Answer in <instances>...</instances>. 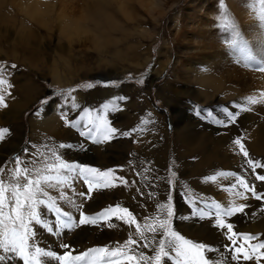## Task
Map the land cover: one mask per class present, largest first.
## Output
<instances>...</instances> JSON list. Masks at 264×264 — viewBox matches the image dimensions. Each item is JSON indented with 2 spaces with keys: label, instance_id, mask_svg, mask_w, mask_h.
I'll return each mask as SVG.
<instances>
[{
  "label": "rangeland",
  "instance_id": "374dc122",
  "mask_svg": "<svg viewBox=\"0 0 264 264\" xmlns=\"http://www.w3.org/2000/svg\"><path fill=\"white\" fill-rule=\"evenodd\" d=\"M222 17L230 21L240 34L254 62L246 61L240 52L229 48L227 42L231 33L225 31L220 23ZM238 18H241V27L237 25ZM73 22L82 27L79 34L63 26ZM259 61H264V0H33V4L30 0H0V65L3 66L0 78L11 85L10 88L8 85L0 86L8 105L0 108V129H9L5 139L0 141V166H5L7 173L8 166L4 162L10 161L16 154L23 155L26 147L30 152L35 151L32 145L46 151L45 145L61 143L72 145L71 148L58 150L69 161L101 170H118L119 166L126 164L121 176L129 180L128 187L132 186L130 175L138 181L125 196L126 199L122 197L123 190L94 191L83 211L91 215L110 205L120 204L136 214L140 222L146 216L157 214L156 204L166 202L171 188L173 230L193 242L201 243L202 220L194 218L197 228L192 230V236L191 231L179 223L185 218L179 201L191 210L190 199L204 202L201 197H205L207 203H220L225 207L232 203H246L250 199L251 194L248 200H243L226 191L234 178L225 180L218 176L217 179L222 180L220 185L214 183L206 191L198 183L201 182L199 179L220 171L238 172L237 167L229 162V157L238 150L232 143L236 137H244L246 149L251 148L246 138L252 141L255 130L246 127L243 119L253 109L264 112V72L259 71V64L255 63ZM13 64L15 68L11 67ZM222 70H227L228 74L223 76ZM209 76L219 78V86H205L202 79ZM140 80L143 83H139ZM68 89H76L72 95L80 106L78 109L71 108V100L66 102L63 96L57 95ZM101 92L104 96L100 98ZM90 96L95 97L97 102L92 110L101 109L104 103L110 102V98L126 97L124 101H117V108L107 113V119L121 132L133 128L144 130L131 137L118 135L102 144H94L80 136L77 129L65 126L60 113L66 111L70 119L78 118L85 109H91ZM249 96L256 97L258 102L250 104L247 100ZM44 100L49 102L43 103ZM235 105L240 107L234 108ZM224 107L239 111L237 122L230 127L217 126L207 116V112L211 111L216 118L225 119L221 111ZM242 108L250 110L243 112ZM37 110L39 115L34 114ZM197 111H200V116L196 115ZM129 119L133 121L127 123ZM143 120L151 123L144 125ZM43 122L47 125H42ZM232 128L237 133L228 137L229 143L191 141L197 134L204 139L210 135L222 136V139L225 135L222 133ZM81 130H84L83 125ZM182 138L192 147L184 144ZM202 144V153L209 163L204 164L201 170H195L193 176L195 174L196 178L190 181L193 176L188 175L189 170L200 161L198 158L203 157L197 154ZM262 148V153L249 155L264 163V142ZM157 155L162 156L161 164L155 163ZM238 156L242 158V155ZM11 166L14 167V163ZM144 168L153 171L151 177L143 173ZM155 171L170 180L171 186L164 181L166 187L162 198L156 199L148 215L140 214L151 201L145 177L153 179ZM137 172L142 175L137 176ZM257 172L264 174V169H257ZM252 177L255 178L253 174ZM252 179L249 181L257 186V191L264 193L260 181ZM137 188L145 193L143 198ZM51 194L58 195L55 191ZM97 198L103 201L102 206L99 200L94 203ZM77 200L82 202L79 198ZM261 203L264 207V200ZM62 206L66 208V205ZM74 215L78 217V213ZM213 219L209 221L205 218L208 225H212H209L210 228L219 231ZM111 223L114 227L101 224L99 228L112 234L114 230L118 233L115 228H123L124 224L115 218ZM209 227L206 228L210 231ZM131 229L127 226V232ZM234 231L257 237L251 244L264 242V231ZM81 232L79 227L63 233L62 243L70 244L78 251L105 246L94 241L87 248L78 247L76 242ZM57 238L52 235L46 243L62 253L64 250L59 245H53ZM238 243L243 244L244 241L240 239ZM144 251L149 256L155 254L148 249ZM253 255L254 259L249 260L251 264H264V256L257 259L258 253ZM167 261L164 258L162 264ZM232 263L242 264L243 258L229 264ZM50 264L56 262L51 261Z\"/></svg>",
  "mask_w": 264,
  "mask_h": 264
},
{
  "label": "snow or ice",
  "instance_id": "6c2138e0",
  "mask_svg": "<svg viewBox=\"0 0 264 264\" xmlns=\"http://www.w3.org/2000/svg\"><path fill=\"white\" fill-rule=\"evenodd\" d=\"M220 23L225 31L231 33V38L227 42L229 48L240 52L246 61L254 62L232 23L223 17ZM255 63L259 64L258 70L264 72V61ZM11 67L15 68L16 65L13 64ZM2 73L3 66L0 65V76ZM138 82L143 83V80ZM3 85L11 87L7 80L0 78V86ZM88 87L91 88L92 85L89 84ZM75 91L76 89H68L57 95L63 96L66 102L71 100V108L78 109L80 106L72 95ZM126 99V97H118L109 103H104L99 110L85 109L76 119H70L68 112L61 111L60 119L65 126L77 129L80 136L94 144L109 142L118 135L131 137L137 131L144 129L133 128L121 132L107 119V113L116 109L117 101ZM247 100L250 104L258 102L254 96L247 97ZM7 106L4 91H0V108ZM241 110L250 109L242 108ZM221 111L225 119H218L211 111L207 112V116L211 117V123L230 127L237 122L239 111L230 110L228 107H224ZM34 114L39 115V110ZM196 115L200 116V111H197ZM148 123L151 121H142L144 125ZM81 125L84 130H81ZM8 132L7 128L0 129V141L5 139V133ZM232 143L237 146L238 154L244 158L240 171H220L216 175L206 177V180L215 181L218 176L225 179L234 178L235 182L226 191L243 200L249 199L248 193L257 201L264 200V193L258 192L256 185L247 178L251 172L256 181L264 182V174L257 172V169H264V163L250 157L245 147L244 137L238 136ZM31 147L35 151L30 152L26 147L23 149V155L16 154L10 161L4 162V165L8 166L7 173H5V166H0V264H50L51 261H55L56 264H162L164 258H167L169 264H229V258L231 261L238 262L241 257L245 261L253 259L254 253H258L255 257L257 259L259 256H264V242L251 244L250 242L257 237L235 232L233 224L228 222V219L234 215L244 214L250 207L249 204L232 203L225 207L220 203L200 202L201 206L198 207L196 200L188 201L191 206L190 214L194 218L200 220L214 218V226L220 230H226V239L231 245V247L225 246L229 257L221 255L218 259L211 260L205 253L216 252L219 251L218 249L204 243L193 242L173 230L174 209L171 188L166 202L156 204L157 214L144 217L143 223L138 221L136 214L128 207L120 204L110 205L90 215L83 209L92 199L94 191L121 185L129 186V180L117 174L118 170H123V166H119L118 170L113 168L101 170L78 161L66 160L58 149L71 148L72 145L63 143L45 145L46 151H41L35 145ZM13 163L14 167L11 166ZM149 171L148 168L143 169V173ZM171 174L175 176V172ZM136 175L141 176L142 173L137 172ZM145 179L148 180L147 186L151 188L157 187L161 180L170 186L172 183L164 177L155 179L145 177ZM78 184H82L86 191H77ZM131 184L135 185L136 181H132ZM49 190L57 192L58 195H52ZM137 192L141 198L144 197L145 193L139 188ZM147 195L154 199L156 193L149 192ZM77 198L82 202H78ZM62 205H66L71 211L65 210ZM74 213H78V219ZM113 218L122 221L129 229L133 226L135 229L134 233L129 232L126 241L122 244L117 242L118 246L114 248L99 246L78 251L70 244L61 243L59 247L64 251L58 253L49 247L41 246L37 239L38 229L46 230L48 234L59 237L65 232H71L82 226L104 224L109 228L114 227L111 223ZM240 239L244 241L243 244L238 243ZM143 249L151 250L155 254L149 256Z\"/></svg>",
  "mask_w": 264,
  "mask_h": 264
},
{
  "label": "bare ground",
  "instance_id": "6f19581e",
  "mask_svg": "<svg viewBox=\"0 0 264 264\" xmlns=\"http://www.w3.org/2000/svg\"><path fill=\"white\" fill-rule=\"evenodd\" d=\"M85 1H87V0H85ZM120 2V1H119ZM149 2V1H148ZM30 3L31 4H33V0H30ZM36 5H37V3H36ZM87 5V4H86ZM90 5V4H89ZM108 5V4H107ZM148 5L149 6H152V4L151 3H148ZM161 6H163V3H161ZM37 9H38V5H37ZM84 9H86V8H84ZM80 10V9H79ZM88 10V9H87ZM86 10V11H87ZM39 11H41V10H39ZM89 11V10H88ZM100 11V10H99ZM77 12H78V10H77ZM83 12H84V10H83ZM100 13V12H99ZM84 14V13H83ZM91 14V13H90ZM61 15H63V14H61ZM79 15V14H78ZM83 16V15H82ZM89 17V16H88ZM40 18V17H39ZM87 18V17H86ZM110 18V17H109ZM111 19V18H110ZM96 20V19H95ZM240 20H241V18H240ZM240 20H239V18L237 19V25L239 26V27H241L242 25H241V23H240ZM103 22V21H102ZM98 23H99V21H98ZM97 24V23H96ZM107 25V24H106ZM63 26H65V27H68L71 31H75V33L76 34H79V32H80V30H81V26L77 23V22H73V23H67V24H64ZM69 30V31H70ZM70 31V32H71ZM70 32H69V34H70ZM71 35V34H70ZM72 37H73V34H72ZM74 38V37H73ZM117 40V39H116ZM221 69H223V68H221ZM227 69V68H226ZM229 70H230V67H228V72H229ZM227 72V70H222V75L224 76L225 74H228V73H226ZM202 82L204 83V85L205 86H219V78H217V77H214V76H209V77H206V78H203L202 79ZM100 94V98L102 97V96H104V92H101V93H99ZM102 94V95H101ZM98 95V94H97ZM116 97V96H115ZM116 99V98H115ZM114 100V98H110L109 99V101L111 102V101H113ZM89 103L91 104V109H89V110H92L93 108H94V106H95V104L97 103L96 102V100H95V97H92V96H90L89 97ZM116 108H117V106H116ZM119 108H121V107H119ZM244 112V111H243ZM130 121H133L132 119H129L128 121H127V123L128 122H130ZM243 122L246 124V127H248V128H250V130L251 129H254L255 131H254V136L255 137H253L252 138V141H250L249 139H247L246 138V140L248 141V144H250V146H251V148L250 149H247L248 150V152L249 153H251L253 156H256V155H258V154H260V153H262V150H263V148H262V144H263V142H264V112H262L261 111V109H253V111H252V113H250V114H247L246 116H245V118L243 119ZM42 125H47V123L46 122H43V123H41ZM40 124V125H41ZM41 125V126H42ZM43 127V126H42ZM222 131V130H221ZM228 132V133H227ZM248 132V131H247ZM250 132V131H249ZM235 133H237V130H235V128H232L231 130H229V131H225L224 133H222V134H225L223 137L224 138H222V139H220L222 136H216V137H213V136H208L207 138H203L202 137V135H200V134H197L194 138H191V141L192 142H197V140L199 141V143H203V141H208V142H210L211 144H213V143H229L230 141L228 140V137L229 136H231V135H234ZM133 135H135V134H133ZM148 135H150V136H155V135H152V134H148ZM225 137H227V139L225 138ZM234 138V137H233ZM232 138V139H233ZM155 139V138H154ZM135 140H137V138L135 139ZM139 140V139H138ZM182 141H183V143L184 144H187V145H189L188 144V142H187V140L185 139V138H182L181 139ZM231 140V139H230ZM137 142V141H136ZM123 144H121V146H122ZM189 146H191V145H189ZM125 147V146H124ZM192 147V146H191ZM193 149V148H192ZM59 150V149H58ZM234 150V149H233ZM204 151V145L202 144L201 145V148L198 150V152H197V154L199 155V156H203V157H200V158H198V159H200V161L198 162V163H194V165H193V169H190L189 171H191L188 175H191V176H193V172L195 173V170L196 171H199V170H201L200 168H202L203 166H204V164H208L209 163V161H208V159H206V158H204V154L202 153ZM208 151V150H207ZM235 152V151H234ZM233 152V153H234ZM209 153V152H208ZM186 154V153H185ZM239 154H238V150L234 153V155L233 156H231V157H229V162H231V164L234 166V167H237V170H238V172L240 171V168H241V164L243 163V157L241 158V157H239L238 156ZM158 156V158H157V162H155V163H157V164H161V155H157ZM184 156H187V155H184ZM183 156V157H184ZM237 157H239V159H237ZM102 158H104V157H102ZM227 158V157H226ZM237 159V160H236ZM126 165V164H125ZM125 165H122L123 166V170L122 171H120L119 173H120V176L122 175V173H123V171H124V169H125ZM128 166V165H127ZM208 167H210V166H208ZM126 169H127V171H130V170H128L129 169V167L127 168L126 167ZM204 169V168H203ZM102 170H107V169H105V168H102ZM203 171H205V170H203ZM219 171V170H218ZM126 172V171H125ZM128 174H132L131 172H128ZM153 174V171L150 169V171L149 172H147V176H150L151 177V175ZM154 178L153 179H155L156 177H161V173L159 172V171H155L154 172ZM163 176V175H162ZM194 176H196L195 174H194ZM194 176L193 177H190V181H193L195 178H194ZM149 177V178H150ZM250 177H252V174H251V172H249V174H248V180H250V179H252V178H250ZM130 179H131V181H136V183L138 182L137 181V179L133 176V175H130ZM221 179V178H220ZM253 179H255V178H253ZM252 179V181H254ZM189 180V179H188ZM201 182H199L198 184L203 188V189H205V191L206 190H209V188H211V186H213L212 184H214V183H216V185L218 186V185H220V182L219 181H222V180H219V179H216L215 181H209V180H206V178L205 179H199ZM226 180V179H225ZM256 181V180H255ZM235 181L234 180H232V181H230L229 183H230V185L232 184V183H234ZM195 183H196V181H195ZM229 183H228V185H229ZM189 184V183H188ZM223 185V184H222ZM230 185H229V187H230ZM134 185H132V186H130V187H123L122 185H121V187H119L118 186V188H114V189H116V190H119V191H122L123 190V194H122V197L123 198H125L126 199V197L125 196H127V194H129V192H130V189L133 187ZM224 186V185H223ZM223 186H222V188H223ZM166 186H165V182L163 181V180H161V181H159L158 182V186L157 187H155V188H151V187H147L148 189V193L149 192H155L156 193V196H155V198L153 199V198H151V201H150V203L148 204L147 203V205L141 210V213L140 214H146V215H148V213L153 209V206H154V204H155V202H156V199L157 198H162V196H163V192H164V188H165ZM257 187V186H256ZM260 187H261V189H262V191H263V189H264V183L263 182H260ZM196 188V187H195ZM260 189V188H259ZM81 190H83V191H86V189H84V187H82V185H80V186H77V191H81ZM194 190V189H193ZM213 190V189H212ZM238 190H242V189H238ZM210 191H211V189H210ZM221 191H223L222 189H221ZM225 191V190H224ZM53 192V190H51V193ZM98 193L100 192V191H97ZM198 192V191H197ZM95 193H96V191H95ZM229 193V192H228ZM208 194V193H207ZM195 194H193V196H194ZM203 195H206V194H203ZM202 195V196H203ZM250 195V193H248V196ZM210 197V196H209ZM94 198H95V196H94ZM211 198V197H210ZM223 198H226L225 196L223 197ZM222 198V199H223ZM197 199V198H196ZM195 199V200H196ZM201 199H203L204 200V202H206L205 200V197L203 198V197H201ZM212 199V198H211ZM99 200V198H97L96 200H95V202L94 203H96L97 201ZM198 203H197V206H201V204H200V202H202V200H196ZM180 203H179V207H180V210H181V212H182V215L184 214L185 215V218H183V219H181L180 220V222L179 223H181L182 224V226L181 227H183V228H187V229H189L190 231H191V234H192V236H194V233H193V229H195V228H197V226H196V224L194 223V221L193 220H195L194 219V217L190 214L191 213V210L190 209H188V207L182 202V201H179ZM99 204H100V206H102L103 205V201H101V200H99ZM246 204H249L250 205V207L249 208H247L246 209V211H245V213L244 214H237V216L235 215V216H233V217H231L230 219H228V222L229 223H232L233 224V226H234V230H236V231H239V232H241V231H243V232H247V231H250V232H256L257 230H260V231H264V207H263V205H262V203H261V201H257V200H255V199H253L252 197H250V199L246 202ZM260 205H262V206H260ZM65 210H71L70 208H68L67 206H66V208H65ZM149 211V212H148ZM152 214V213H151ZM77 219H78V217H77ZM209 218H207V220H208ZM214 220V219H213ZM209 221H211L210 219H209ZM141 223H143V221H140ZM201 225V234L199 235V237L201 238V240H199L201 243H204V244H206V245H210V246H212L213 248H215V249H218L219 251H216V252H211V253H207L206 255H208L207 257L209 258V259H211V260H215V259H218L221 255H223V256H225V257H229V252L225 249V246H228V247H230V242L226 239V235H225V232H226V230H220L219 229V231L218 230H216L215 228L214 229H212V228H210L209 227V225H211V224H209L208 225V223H207V221L205 220V219H203L202 220V222L200 223ZM213 224H215V222L213 223ZM209 227V229H210V231L206 228V227ZM212 226V225H211ZM80 228H82V232H81V237L79 238V240L76 242V245L78 246V247H80V248H87L86 246H90V244L92 243V242H94V241H98V245H105V246H109L110 248H114V247H116V246H118L117 245V242H120V244H122L124 241H126L127 239H128V236H129V232L131 231L132 233H134L133 232V228L130 230V231H128L127 232V225H125V224H123V228H121V227H116L115 229H116V231L118 232V233H116L115 232V230H114V232L112 233V234H110V233H108L107 231H101V229L99 228V226H88V227H86V226H82V227H80ZM123 229V230H122ZM42 229H38V231H37V239H38V241L40 242V244H41V246H45V247H49L50 248V246H49V244H47L46 243V240L47 239H49V238H51V236L52 235H50V234H48L47 232H42L41 231ZM124 233H125V235H124ZM258 234H259V232H258ZM118 237V238H117ZM198 237V236H197ZM134 238H137V237H135L134 236ZM138 239V238H137ZM55 241L53 242V245H55V244H57V245H60L61 243H62V241H63V238H62V236H59L57 239H54ZM260 242V241H259ZM101 243V244H100ZM145 250V249H144ZM143 250V251H144ZM232 254H234V253H232ZM254 259V258H253ZM263 261H264V258L262 259ZM230 262H232L231 260H230V258H229V263ZM235 262V261H234ZM241 262V261H240ZM239 262V263H240ZM243 262L244 263H242V264H251L250 263V261L249 260H247V261H245V260H243ZM254 263V262H253ZM166 264H169V262L167 261V263ZM233 264V263H232ZM256 264V263H255ZM258 264H259V262H258Z\"/></svg>",
  "mask_w": 264,
  "mask_h": 264
}]
</instances>
